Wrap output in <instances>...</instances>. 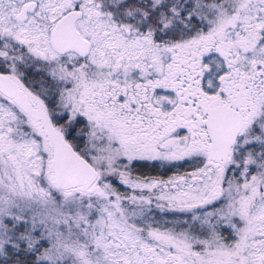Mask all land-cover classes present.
<instances>
[{"label": "snow or ice", "instance_id": "1", "mask_svg": "<svg viewBox=\"0 0 264 264\" xmlns=\"http://www.w3.org/2000/svg\"><path fill=\"white\" fill-rule=\"evenodd\" d=\"M0 264H264V0H0Z\"/></svg>", "mask_w": 264, "mask_h": 264}]
</instances>
